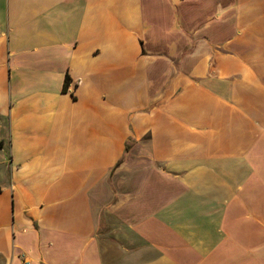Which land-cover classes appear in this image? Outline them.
Returning <instances> with one entry per match:
<instances>
[{
    "label": "crops",
    "instance_id": "crops-1",
    "mask_svg": "<svg viewBox=\"0 0 264 264\" xmlns=\"http://www.w3.org/2000/svg\"><path fill=\"white\" fill-rule=\"evenodd\" d=\"M26 259L264 264V0H0V264Z\"/></svg>",
    "mask_w": 264,
    "mask_h": 264
},
{
    "label": "built area",
    "instance_id": "built-area-1",
    "mask_svg": "<svg viewBox=\"0 0 264 264\" xmlns=\"http://www.w3.org/2000/svg\"><path fill=\"white\" fill-rule=\"evenodd\" d=\"M26 264H28L30 261L28 259L25 260Z\"/></svg>",
    "mask_w": 264,
    "mask_h": 264
},
{
    "label": "trees",
    "instance_id": "trees-1",
    "mask_svg": "<svg viewBox=\"0 0 264 264\" xmlns=\"http://www.w3.org/2000/svg\"><path fill=\"white\" fill-rule=\"evenodd\" d=\"M66 89V88H65Z\"/></svg>",
    "mask_w": 264,
    "mask_h": 264
}]
</instances>
